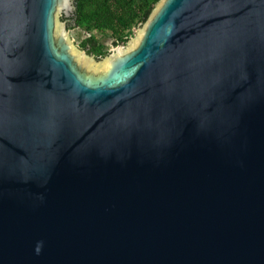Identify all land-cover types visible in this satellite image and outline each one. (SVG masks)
Listing matches in <instances>:
<instances>
[{"label": "water", "instance_id": "95a60500", "mask_svg": "<svg viewBox=\"0 0 264 264\" xmlns=\"http://www.w3.org/2000/svg\"><path fill=\"white\" fill-rule=\"evenodd\" d=\"M73 0H0V264H264V0H159L126 47Z\"/></svg>", "mask_w": 264, "mask_h": 264}, {"label": "trees", "instance_id": "16d2710c", "mask_svg": "<svg viewBox=\"0 0 264 264\" xmlns=\"http://www.w3.org/2000/svg\"><path fill=\"white\" fill-rule=\"evenodd\" d=\"M159 0H73L72 27L80 28L87 37L81 48L88 54L104 56L108 52L96 35L112 40V46L127 44L148 19Z\"/></svg>", "mask_w": 264, "mask_h": 264}, {"label": "rangeland", "instance_id": "374dc122", "mask_svg": "<svg viewBox=\"0 0 264 264\" xmlns=\"http://www.w3.org/2000/svg\"><path fill=\"white\" fill-rule=\"evenodd\" d=\"M66 28H67V31H68V38L73 41V44L78 49L83 50L81 48V43L87 37L86 33L84 31H82L80 28H74V27H72L70 25H68ZM135 34H136V30H135L134 35L129 39V41L134 38ZM96 37H97L98 41L103 43V45L105 46L107 52H109L111 50H116L117 48H120V47H126V45H127V44H125V45H122V46L113 47L112 46V40L110 38L105 37L102 34H97ZM94 56H98V55H94ZM98 57H101V56H98Z\"/></svg>", "mask_w": 264, "mask_h": 264}]
</instances>
